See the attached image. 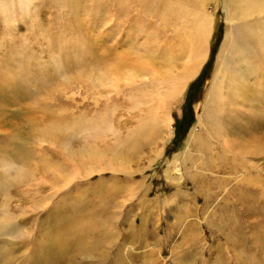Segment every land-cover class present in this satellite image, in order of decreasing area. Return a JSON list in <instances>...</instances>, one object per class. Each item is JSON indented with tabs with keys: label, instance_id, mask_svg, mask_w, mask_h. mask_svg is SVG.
<instances>
[{
	"label": "rangeland",
	"instance_id": "obj_1",
	"mask_svg": "<svg viewBox=\"0 0 264 264\" xmlns=\"http://www.w3.org/2000/svg\"><path fill=\"white\" fill-rule=\"evenodd\" d=\"M35 4L10 17L8 25L0 17L1 83H8L0 96L12 97L0 104V264H264L262 218L241 200L247 185L240 169H226L222 160L212 165L208 159L206 168L183 167L194 178L182 179V193L165 171L175 154L189 148L191 132L208 140L198 115L228 28L225 0H190L186 5L193 15L208 18V55L181 101L172 106V133L162 155L156 158L152 146L140 142L141 149L129 153L126 161L115 158V164L127 169H142L135 174L105 169V160L99 171L86 173L82 156L72 155L104 149L103 137L111 136L108 128L118 117L105 119L102 110L97 114L91 94L88 99L74 95L71 87L96 69L92 63H120L133 49L125 31L135 25L136 32L139 23L117 13L103 20L101 0ZM256 16L252 23L258 22ZM193 30L197 42L202 29ZM20 67L40 77L16 83L32 93L31 99L17 101L12 99L18 92L9 83L19 80ZM72 97L81 111L90 103L87 113L75 119ZM254 120L257 134L260 124Z\"/></svg>",
	"mask_w": 264,
	"mask_h": 264
},
{
	"label": "bare ground",
	"instance_id": "obj_2",
	"mask_svg": "<svg viewBox=\"0 0 264 264\" xmlns=\"http://www.w3.org/2000/svg\"><path fill=\"white\" fill-rule=\"evenodd\" d=\"M42 1L0 0V17L8 25L10 17L22 12L23 15L28 12L31 3L38 5ZM101 1L105 2L103 20H111L114 15L120 14L129 22L139 23L136 32H140V35L133 36V33H136L135 25L132 26L134 32L126 30L125 33H128L131 39L132 51L126 52L120 63L105 64L104 67H97L92 63L91 67H96L98 71L91 68L87 77H78L71 87V93L74 95L85 94L88 99L86 96L91 94L97 114L98 110H102L105 119L118 117V120L115 119L117 124L113 123L108 128L111 136L103 137L101 144L106 145L104 149L93 150L88 154H82L81 149L78 153L72 152V155L78 154L80 158L82 156L83 164H88L86 173L99 171L103 168L101 165L105 160V169L135 174L142 169H127V165L115 164V158L120 157L121 161H126L127 155L134 154L144 143L152 146L151 150L156 158L162 155L164 143L172 133V106L181 101L190 79L201 71L210 47L211 30L207 23L208 18H202L201 13L193 15L186 6L190 0H155L152 3L147 0ZM107 3L109 5H106ZM115 4L119 7H115ZM225 4L228 8V28L220 46L212 79L204 93L202 112L198 115L199 121L208 130V140L201 139L191 132L188 135L192 136L189 148L187 147L186 152L175 154V162L173 161L172 166L165 171L171 182L176 181L177 192L182 193L179 186L182 185V179L194 178L189 172L186 173L183 167L191 169L194 165L202 164L206 168L209 162L213 165L218 161L220 164L219 160H222L225 162L222 166L226 169L235 172L240 169L242 174L238 175L242 176L241 179L247 185L242 187L241 197L245 200H241L246 201L249 209L261 216V225L264 227V198L259 202L260 198L264 197V0H225ZM255 16L260 18L258 22L252 23L250 20ZM197 17L201 19L199 25L195 26ZM35 22L37 20L33 21V24ZM36 25L35 23V27ZM195 28L202 29L197 42L193 30ZM243 63L244 67H241L240 64ZM3 70L4 68H0V94H3L1 92L8 84L6 81L1 83L5 75ZM22 70L26 72L22 73ZM31 75L34 80L40 77L37 71L32 73L28 68H19V80L9 83L14 85L13 89L18 92V98L12 100L31 99L30 90H22V85L19 89L17 87V84L22 81L25 83L24 79ZM38 86L36 85L37 88ZM11 98L9 95L0 96V104L9 102ZM73 102V119L82 116L85 111L87 113L90 103L81 111L80 102L74 98ZM47 113L55 115L53 112ZM254 119L260 124L257 134L252 129ZM212 120L216 130L209 126ZM113 125H117L118 129ZM56 129L50 128L54 132ZM193 151L198 153L195 155ZM75 170L80 173L81 167L77 165ZM199 190L203 192L201 187Z\"/></svg>",
	"mask_w": 264,
	"mask_h": 264
}]
</instances>
